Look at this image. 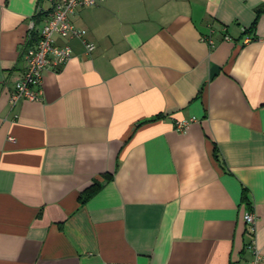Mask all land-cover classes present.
<instances>
[{
	"label": "crops",
	"instance_id": "0c3cea01",
	"mask_svg": "<svg viewBox=\"0 0 264 264\" xmlns=\"http://www.w3.org/2000/svg\"><path fill=\"white\" fill-rule=\"evenodd\" d=\"M50 6L0 0V264H248V211L264 255V0L80 8L12 106Z\"/></svg>",
	"mask_w": 264,
	"mask_h": 264
},
{
	"label": "built area",
	"instance_id": "2783aa9c",
	"mask_svg": "<svg viewBox=\"0 0 264 264\" xmlns=\"http://www.w3.org/2000/svg\"><path fill=\"white\" fill-rule=\"evenodd\" d=\"M104 0H50L51 6L46 13L42 27L34 35V23L30 26L27 47L24 52L26 69L14 84L10 95V104L14 106L21 99L39 100L41 97V84L43 73L51 68L60 70L72 57L69 41L81 39L88 53L95 49V44L84 39V32L72 21L76 11L84 7L97 6ZM61 40L62 43L58 41ZM212 44L210 37L205 38ZM246 40H249L248 37ZM196 118L177 120L175 129L184 132ZM255 214L252 211L244 213V220L251 228L248 231L249 244L247 249L251 252L248 264L264 263V255L259 252L254 240Z\"/></svg>",
	"mask_w": 264,
	"mask_h": 264
},
{
	"label": "trees",
	"instance_id": "16d2710c",
	"mask_svg": "<svg viewBox=\"0 0 264 264\" xmlns=\"http://www.w3.org/2000/svg\"><path fill=\"white\" fill-rule=\"evenodd\" d=\"M261 12H262V8H260V9H258L257 10V17H256V19H255V21H254V23H253V25H252V27H251V29L252 28H254L255 26H256V24H257V21H258V18H259V16H260V14H261ZM250 29V30H251ZM249 30V31H250ZM248 30L247 31H245V33L246 32H249ZM217 157V156H216ZM100 188V184L99 183H95L94 185H92L86 192H85V194L82 196V201H85V200H87V199H89L94 193H96L97 191H98V189Z\"/></svg>",
	"mask_w": 264,
	"mask_h": 264
}]
</instances>
